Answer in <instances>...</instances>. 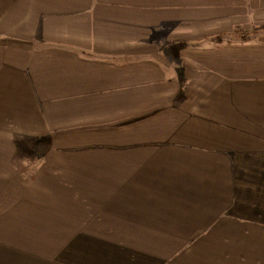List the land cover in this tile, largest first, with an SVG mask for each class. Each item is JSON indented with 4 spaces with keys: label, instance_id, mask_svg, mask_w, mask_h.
I'll use <instances>...</instances> for the list:
<instances>
[{
    "label": "crops",
    "instance_id": "0c3cea01",
    "mask_svg": "<svg viewBox=\"0 0 264 264\" xmlns=\"http://www.w3.org/2000/svg\"><path fill=\"white\" fill-rule=\"evenodd\" d=\"M239 26L264 0H0V264H264Z\"/></svg>",
    "mask_w": 264,
    "mask_h": 264
},
{
    "label": "rangeland",
    "instance_id": "374dc122",
    "mask_svg": "<svg viewBox=\"0 0 264 264\" xmlns=\"http://www.w3.org/2000/svg\"><path fill=\"white\" fill-rule=\"evenodd\" d=\"M234 31H235L234 32L235 34H239V33H243L245 31V29L243 27L239 26V27L235 28ZM244 35H246V34H244ZM22 161L23 160L21 158H19V162L22 163ZM23 162H24V164L28 165L27 164L28 163L27 161L25 162V160H24Z\"/></svg>",
    "mask_w": 264,
    "mask_h": 264
},
{
    "label": "trees",
    "instance_id": "16d2710c",
    "mask_svg": "<svg viewBox=\"0 0 264 264\" xmlns=\"http://www.w3.org/2000/svg\"><path fill=\"white\" fill-rule=\"evenodd\" d=\"M260 28H264V26H254L252 29H250V30H245L244 31V34H246V35H249V34H251L252 32H254V31H256V30H258V29H260Z\"/></svg>",
    "mask_w": 264,
    "mask_h": 264
}]
</instances>
